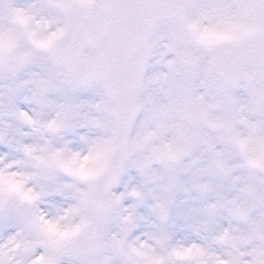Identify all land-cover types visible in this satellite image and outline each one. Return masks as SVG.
Listing matches in <instances>:
<instances>
[{
  "label": "snow or ice",
  "instance_id": "1",
  "mask_svg": "<svg viewBox=\"0 0 264 264\" xmlns=\"http://www.w3.org/2000/svg\"><path fill=\"white\" fill-rule=\"evenodd\" d=\"M0 264H264V0H0Z\"/></svg>",
  "mask_w": 264,
  "mask_h": 264
}]
</instances>
